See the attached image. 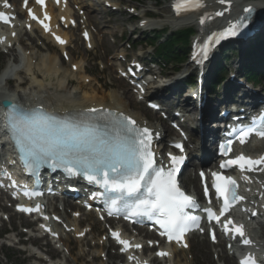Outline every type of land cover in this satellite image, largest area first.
<instances>
[{"label": "snow or ice", "instance_id": "snow-or-ice-1", "mask_svg": "<svg viewBox=\"0 0 264 264\" xmlns=\"http://www.w3.org/2000/svg\"><path fill=\"white\" fill-rule=\"evenodd\" d=\"M26 3L27 0L25 6ZM37 3L43 5L44 0H37ZM200 6V0H175L173 4L178 15L181 11ZM29 17L37 19L30 9ZM45 19L48 17L45 16ZM0 21L7 23L9 18L0 12ZM38 22L43 25L45 31L49 30L43 21ZM201 23H204V20H201ZM237 27L239 25L231 26L224 34L235 35ZM56 39L63 43L59 37ZM6 108V127L12 134L20 159L26 168L36 171L48 165L53 170L60 168L68 175L83 174L89 182L98 183L106 191L120 193L118 198L111 199L110 212L119 210L118 206H122L127 210L126 218L141 215L149 219L155 218L156 223L163 229L161 235H167L170 241L172 239L179 241L191 227L198 226L199 218L185 211L197 205L177 187L175 182L176 165L182 162L183 157H171L173 166L168 171L155 167L154 154L150 150L152 134L148 128H140L130 117L108 110H103L104 115L97 117L94 114L101 110L89 109L88 112L93 115L73 121L57 119L39 108L25 110L18 105H6ZM252 134L264 138V125L242 130L238 137L240 143H246ZM175 147L183 150L180 144ZM228 150L231 151V148ZM261 162H264V156L259 160H253L241 154L236 159L222 164L221 168L236 164L241 170L247 166V170L251 171ZM236 186L235 180L231 177L213 173V187L218 197H222L224 201L220 216H223L236 201L243 199L236 194ZM25 194L31 196L39 193ZM125 198H132L131 203ZM205 211L210 220L215 219L219 222L220 216H216L211 208ZM228 224H232V221L226 222V232ZM232 231L234 238L237 235L241 237L244 245L251 244L250 239L245 238L243 226L234 225ZM113 236L124 245V250L129 247V242L120 240L118 233H113ZM157 255L164 256L167 253L161 252ZM240 264L256 262L253 257L246 256Z\"/></svg>", "mask_w": 264, "mask_h": 264}, {"label": "rangeland", "instance_id": "rangeland-1", "mask_svg": "<svg viewBox=\"0 0 264 264\" xmlns=\"http://www.w3.org/2000/svg\"><path fill=\"white\" fill-rule=\"evenodd\" d=\"M121 5H128L129 8H135V10L138 12H149L152 13L153 15L155 14L156 17L158 18L155 23V29H160L163 28L164 31H169L171 33L175 32L178 29L173 28V26L170 25H165V16H169V1L170 0H118ZM244 2L248 3H263L264 0H245ZM102 16H98L96 19V26H97V31H101L100 33L106 35V48L100 43V39L95 43V50L93 52H87L84 48L83 45L80 43L79 37L76 33L72 32L71 41L68 50L74 51V56L76 55L77 57L72 56V63L73 65H78L81 66V73L76 74L75 72H71L69 64H66L63 62L60 58L59 51L58 54H53L52 53V48L46 43L38 41L37 38L34 35H31V37H26L24 36V41L25 45L30 46V48L25 49L20 48L18 45L15 46L14 50H17L18 54L20 52H24V54L29 53V58H33L30 61L27 62L24 60L22 57V53L19 55V60L22 63V74L15 75L13 76L14 82H10L11 85L8 89V91H14V93H20L24 99H29L32 98L34 95H40L43 97V99H46L47 94H45L47 91L50 93H55L59 94L62 96H69L71 97L74 93H76V96L79 97L81 95L78 91V87L80 84H84V86L88 89H92V91L95 92V94L104 99H111V96L113 94L117 96H121L122 93H128L129 90L127 85L125 84V89H120L117 84H116V67L114 65L118 66V64L121 62L119 60L118 55L122 57L120 54H127L128 57L130 56H142V60L146 61L150 55L149 50L144 51L142 54V51L137 50L136 52H130L129 50V45L131 44V41L135 39V37L141 32L138 30L135 33V37L131 33V30L135 29L138 27V22H133L129 16L126 15L125 12L121 10L120 14H116L114 16H109V11H104L101 14ZM161 15V16H160ZM113 22H112V18ZM116 17V18H115ZM107 23V25H106ZM119 24H122L123 29H119ZM106 25V26H105ZM111 26V27H110ZM101 27V29H99ZM112 28V29H110ZM113 32L112 35L110 32ZM264 32V27L263 31ZM122 34V38L120 39V35ZM164 37V36H163ZM160 41H163L162 39ZM34 43L38 50L35 48L31 47V44ZM129 44V45H128ZM104 51H103V48ZM108 48V49H107ZM115 54V57H110L111 55ZM229 55V54H228ZM2 56V57H1ZM44 56H53L56 57L62 62V73L57 76L56 74H53L50 72L49 74H46L44 72V69L42 67V58ZM109 57V58H108ZM4 54L0 52V67L1 69L3 68L5 64V59ZM230 63H226L225 65L232 66L231 70H235L237 68V65L239 63L238 57H232L230 58ZM30 68H34V70L38 73L39 79L35 80L34 78H31L30 75L28 74V69L29 66ZM229 66V67H230ZM187 66H182L180 69V75L185 76L188 75L189 70H187ZM83 70H85V74L83 73ZM170 68L167 69L169 71ZM66 77L67 80H71L73 82L72 85H68L65 87L60 88L58 82L59 79ZM88 80L87 83L83 82ZM20 80H26L27 84L23 86L22 89L16 87L15 81H20ZM39 82L41 85H39ZM125 101H127L125 99ZM132 113L135 109H130ZM138 111V110H137ZM6 203H2L0 201V208H2V205H5ZM8 216L6 218L5 222L2 220L0 221V234H3L5 231L10 232V229L13 230L15 233H22L23 228H25L26 224L28 223L26 220H23L21 218H16L15 216ZM61 216H67L64 213H61ZM23 236V235H22ZM25 237V236H23ZM16 239H14V236L10 235L6 239H2L0 241V264H42L44 262H40L38 259L34 257L33 251L30 253V250L25 249H20L17 248L16 245ZM70 241L72 240L71 238L69 239ZM85 240V239H84ZM84 240L82 241H76L72 242V246H74L73 251L74 256L77 253H80V251H85L84 247L89 248L92 244L85 242ZM34 244L38 246L41 245V241L34 242ZM46 249L49 250L47 251V255H53V256H59L60 254H56L57 252L54 251V248L51 247L50 245L46 246ZM71 250V244L70 248H68L69 252H72ZM56 252V253H55ZM91 255H94V251L90 253ZM190 256L192 258L191 262L192 264H205L209 263V260H212V258L208 259L204 255L201 254H192L190 252ZM190 260V258L188 257ZM98 263L96 264H117V262L114 261L112 258L111 261H108L106 263H103L101 261V258L97 260ZM45 264V263H44ZM78 264H82L78 261Z\"/></svg>", "mask_w": 264, "mask_h": 264}, {"label": "bare ground", "instance_id": "bare-ground-1", "mask_svg": "<svg viewBox=\"0 0 264 264\" xmlns=\"http://www.w3.org/2000/svg\"><path fill=\"white\" fill-rule=\"evenodd\" d=\"M242 5H244L243 1L240 2L238 0H234V3H233V7L234 8L240 9ZM257 9H263L264 10V5L261 6V7H257ZM98 15H100V14H98ZM170 15H172L173 18H174V16H176L174 13H172ZM227 15L228 14H225V16H227ZM93 19H95L94 16H88V21L89 22L93 21ZM220 19H221L220 17L216 18L212 23H210L206 27V31L207 32H211L212 30H214L213 29L214 27H216V26L219 27V25H220L219 23L221 22ZM68 23H69V21L66 20L65 25H68ZM165 23H167L168 25L174 26V27H182L184 25L189 24V22H187V19H185V18L177 19V20H175V19L171 20V19H169V17L167 18ZM55 27H56V24L53 21L52 29H51L52 32H56L57 31ZM119 27L121 28L122 25H119ZM133 31H135V30H133ZM56 33L59 34V36L61 37V40L63 41V43H60L61 46H59V48L61 50H63L64 49V44H67V41L69 40V36L70 35L68 33L60 32V31H58ZM22 36L23 35L19 34L17 36V38H16V41L24 46L25 44L21 40ZM42 38L47 39L50 42L51 46H53L51 41H50L49 36L42 35ZM8 40H9L8 43L10 44L12 41H10V39H8ZM92 41H93V39H92ZM103 43H105V38H103ZM11 49L12 48H9L8 51L12 55L13 50H11ZM211 51H212V49L208 45V47L205 50V54L211 55L210 54ZM11 59L13 61L16 60L14 57L11 58ZM28 61H30V60L28 59ZM57 65H58V67H57ZM59 65H60V63L55 57L46 56L45 58H43V67H44V71L46 73L53 72L54 74L59 75L60 73H62V72H60L61 69L59 70V68H60ZM30 73H31V76H33L35 79L38 78V73L34 72V70L32 68L30 70ZM9 74H10L9 70H3V71L0 72V99H3V98H1V96L6 92L5 88H9L10 87L9 78H8ZM22 83H20L18 86H21ZM67 83H68V81L65 78H62V82L60 81V84H62V85L67 84ZM24 84H26V81L24 82ZM123 85H124L123 84V80L118 79L117 80V86L122 89ZM81 86L83 88V92H82V97L80 99H78V97L75 95L72 98H64L66 100L65 102H60L59 101L60 96L59 97H55V96H52V95H48V98H49L48 103L49 104H46L43 100H42V103H44L43 105H45V108L52 109V110H59L61 112L72 111V110H75V109H86V108H89V107H91V108L107 107V108H110V109H114V110L125 112L126 114L128 113L127 110H126V103L123 102V96L126 98V95L122 94L121 96H117V95L113 94L112 97H111V101L108 103V102L105 101L104 98H97L96 96H94L93 92L87 93L86 92L87 88L84 86V84H81ZM238 90H240V89H238ZM239 92H241V91H239ZM242 94H245V93L242 92ZM5 97L8 98V100H10V101H13V100L21 101L23 96L21 94H17V95H10V96L5 95ZM184 98H186V96ZM133 100L134 99H132V100H130L128 102L127 108H133L135 106V101H133ZM57 101H59L60 103H58ZM189 101H191L190 103H192L193 106L196 109L197 108V105L195 104L196 102H192V100H189ZM219 107L220 106L217 105L215 107V109H218ZM194 111L190 110V109H187V111L185 112V118L188 119L189 121H192V125H196V122H197L196 121L197 114H194L195 113ZM149 115H151L152 117L154 116V114H152V113H150L148 111L142 110V116H149ZM214 118H216V116ZM135 119L139 121L141 118H139L137 116V117H135ZM161 128H162V126H161ZM167 131L171 132L169 129H167ZM203 131L204 132L206 131V127L203 129ZM260 151L264 152V146L260 147ZM77 226L78 225L76 224L75 227H77ZM203 252L205 254V257L208 258V251H207L206 247H203ZM226 261H227V264H233L229 259H227Z\"/></svg>", "mask_w": 264, "mask_h": 264}, {"label": "trees", "instance_id": "trees-1", "mask_svg": "<svg viewBox=\"0 0 264 264\" xmlns=\"http://www.w3.org/2000/svg\"><path fill=\"white\" fill-rule=\"evenodd\" d=\"M188 34L189 31H181L168 37L164 44L160 45L158 57L161 56L164 60L176 59L178 61H183L185 56L184 47L187 45ZM261 56H264V40H258L245 55V59L250 60V62L246 63L243 67V73L247 78H253L251 74L253 71L251 65H255L260 60Z\"/></svg>", "mask_w": 264, "mask_h": 264}, {"label": "water", "instance_id": "water-1", "mask_svg": "<svg viewBox=\"0 0 264 264\" xmlns=\"http://www.w3.org/2000/svg\"><path fill=\"white\" fill-rule=\"evenodd\" d=\"M6 105H9V103H8V102H3V103H2V106H3V107H6Z\"/></svg>", "mask_w": 264, "mask_h": 264}]
</instances>
